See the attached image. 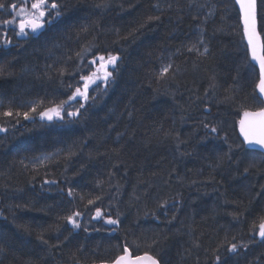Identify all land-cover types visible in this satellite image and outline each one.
Segmentation results:
<instances>
[{"label": "trees", "instance_id": "16d2710c", "mask_svg": "<svg viewBox=\"0 0 264 264\" xmlns=\"http://www.w3.org/2000/svg\"><path fill=\"white\" fill-rule=\"evenodd\" d=\"M12 2L23 6V0ZM64 2L67 6L64 17L46 26L40 35L16 36L8 29L5 37L0 27V68L5 70L0 76V111L8 107L24 111L41 100L48 105L64 99L67 90L62 80L75 82L78 76L60 78L57 70L72 69L78 63L76 53L90 42L96 45L92 49L94 53L112 52L121 59L109 86L101 83L99 91L89 90L95 99L88 102L86 111L81 109V117H66L63 122L53 123L38 118L21 119L19 124L5 125L9 130L0 135V212L7 219L0 216V246L5 247L6 254L0 256V264H25L27 260L32 264H73L71 257L81 245L85 251L78 255L87 264H100L101 260L122 254L117 245L125 243L133 256L143 255L153 238H158L160 243L151 251L158 252L163 264H214L213 252L221 242L227 243L225 237L231 241L236 236L232 242H247L251 221L264 210V193L260 190L264 173L232 179L236 175L233 169L239 166L242 170L252 160L264 167L258 152H249L245 147L236 152L230 167L213 172L209 166L228 150L224 134L234 147L238 143L237 126L242 113H237L236 108L252 93L255 84V77L247 69H242L238 82L232 79L236 68L244 62L242 27L236 7L231 5V0H214L217 14L209 19L206 33L211 55L205 58L183 51L185 45L195 40L196 22L187 10L166 14L162 22L124 40L120 37L127 36L154 14V0H112V7L103 10L93 7L100 0ZM168 15L172 16L171 20ZM3 18L10 17L0 12V19ZM4 39H10L11 44L4 47ZM178 48L183 54L173 56ZM169 58L179 66L178 83L159 79V70ZM213 77L218 88L212 97V116L208 119L219 125L220 138L209 137L201 142L204 130L199 127V121L205 118L202 102L192 101L197 94H203ZM230 88L237 103H216L223 100ZM181 107L188 110L183 121ZM0 123L4 120L0 119ZM173 129L182 137L191 138L188 149L191 156L180 157L171 139L165 138V132ZM117 132L126 135L117 141ZM74 146H82V150L78 147V154L65 161L64 155ZM117 146L122 148L121 158L126 166L115 170L114 182L118 180L122 187L117 194L106 184L104 200L106 204L111 200L113 213L120 211L118 231L109 234L103 229L110 226L89 222L86 215L83 224L89 228L90 235L82 230L69 235L70 226L65 225L57 240V234L48 230L70 208L66 196L58 189L72 185L78 194L86 197L99 193L101 190L94 182L97 178L106 179L115 158L89 161L88 156L110 153ZM54 153L53 159L44 165L37 160L52 157ZM78 171L80 174L75 175ZM170 173H174L172 179ZM177 175L182 183L177 182ZM210 175L215 176L216 182L200 183L210 179ZM46 179L57 180L58 184H44ZM194 180L196 184H192ZM134 189L139 199L133 197ZM177 192L181 193L177 201L169 199ZM159 199H169L166 208L156 209ZM74 204L82 207L79 200ZM24 205H29L31 211L22 210ZM237 206L240 211L250 209L239 222L227 215ZM153 209L157 218L151 215ZM173 216L175 219L168 223ZM18 225L29 227L32 236L18 232ZM93 225L102 230L93 231ZM41 231L50 243H59L65 237L67 240L61 248H52L49 255L35 240ZM194 240L199 247L193 246ZM261 252L264 247L259 243L238 257L221 249L226 264H264Z\"/></svg>", "mask_w": 264, "mask_h": 264}, {"label": "snow or ice", "instance_id": "6c2138e0", "mask_svg": "<svg viewBox=\"0 0 264 264\" xmlns=\"http://www.w3.org/2000/svg\"><path fill=\"white\" fill-rule=\"evenodd\" d=\"M231 5L237 7L239 13V19L242 22V29L240 32L241 43L244 46V62L242 66H238L235 70V74L232 79L234 82H238L241 78L242 69H247L248 72L255 77V84L252 93L246 96L243 101L239 103V107L236 108L237 113H242L241 118L238 120L239 126V136L242 139L238 140L235 147L229 142L227 134H224L223 140L227 144L228 150L222 156L216 158L212 165L213 172L217 169H224L225 166H231L235 154L238 150L245 148L252 153H257L260 155L262 161H264V0H231ZM66 4L64 0H23V6L12 0H0V12L8 13V17L0 19V27L4 29L3 35L7 37L8 29H11L16 36L28 37L30 35L41 33L46 26L53 24L54 21H59L66 14ZM96 9H108L112 7V0H100L99 3H94L93 5ZM123 8V5H120ZM154 9V14L146 17L137 28L131 30L127 36H122L120 39L127 40L130 37L134 38L141 29L148 27L149 25H155L163 21V17L166 14L172 12L183 13L185 10L188 11L191 20L195 21V40L188 45L184 46L183 51L188 53H194L198 57H205L211 55L209 48V42L206 40L207 25L209 19L217 14L218 5L214 0H154L152 4ZM168 19L171 20L172 16L168 15ZM180 20L183 19L182 16L179 17ZM223 20V16H221ZM87 31V29H84ZM219 31V30H217ZM217 34L216 31L213 32V36ZM119 36V33H117ZM11 44L10 39L3 40V46L7 47ZM96 45L91 42L86 45L81 51L76 53V59L78 63L74 64L72 69L60 68L57 70V76L62 78L64 76L75 77L78 79L75 82L63 81L66 85L67 95L64 99L58 102H50L48 105L44 104L41 100L39 103L31 104L27 110L24 111H14L11 107L0 111V119L4 120V123H0V132H8V127L6 124L13 123L19 124L21 119L24 121H35L37 118L40 121H47L48 123H53L55 121H65V118H79L83 115L81 109L87 110L86 105L90 100H94L95 96H90L89 90L99 91L100 84L102 83L105 87L109 86L114 80L113 73L118 67V61L121 57L119 54H113L112 52H106L105 54H97L92 51ZM183 51L177 49L175 55H182ZM91 56V59H87ZM71 59V57L69 58ZM179 71V66L175 64L171 58L164 62L159 70V79L164 83H178L176 80V75ZM5 70L0 68V76L4 75ZM51 78V77H49ZM99 82V83H98ZM95 86V88H93ZM218 85L216 83L215 77H213L208 86L204 88L203 94H197L195 100L192 101L194 104L197 100L202 102V114L205 116L204 119L199 121V127L204 130V137L201 140L211 138H220L219 133L221 131L219 125L214 124L208 117L212 116V97L215 96ZM154 91H159V89H154ZM227 95L224 96L223 100L216 101V103H230L236 104V94L230 88L227 89ZM173 94V98H174ZM188 110L181 107V121L185 120L184 113ZM131 116V113H129ZM199 129H197L198 131ZM212 134H217L213 136ZM126 133L117 132L116 139L120 141L124 138ZM134 134L129 136L128 139L132 140ZM165 138L171 139L175 147L176 152L180 157L191 156L192 152L188 149L191 146L190 137H182L181 134L175 132V130H169L165 132ZM84 143H87L85 141ZM182 146H184L182 148ZM82 150V146H74L65 155V161H70L75 157L78 152L77 148ZM56 154L54 153L52 157L45 156L43 159L37 158L41 165H44L46 161H50ZM122 148L120 146L113 147L111 152L98 153L94 156L89 154L88 160H96L101 157H107L110 161L115 158V162L111 164V170L106 172V179L97 178L94 182L95 187L100 189L99 193L88 194L87 197L78 194L72 185H68L65 188H59L58 190L64 194L67 198V202L70 205L69 210L58 217V222L50 226L49 232H54L57 234V240H59V233L61 228L65 225H69L68 229L69 235L73 231L82 230L85 233H89V228L83 224L84 218L87 215L89 222L96 221L102 225H108L110 227L103 229L109 234L116 233L121 224L120 211L117 209L113 213L110 209L113 207L111 200L105 203L104 200V186L107 184L110 188H114L116 193H120L121 184L118 180L114 182L115 170L120 169L125 162L121 158ZM23 162V161H22ZM239 162L237 161V165ZM67 171V168H65ZM233 171L236 175L232 179L248 178L250 175L256 173H264V167L257 164L255 160H252L243 167L241 170L237 166ZM80 172H76L75 175H79ZM127 173H125L126 175ZM73 176V179L75 178ZM174 173L169 174V179H172ZM177 182L182 183V179L177 175ZM143 182V181H141ZM216 182L214 175H210V179L205 181H200V183H213ZM44 184H58L57 180H44ZM197 181H192V184H196ZM218 190V189H217ZM260 190L264 193V185L260 186ZM17 191H22L19 189ZM181 196V193L177 192L176 196H170L169 199L174 202ZM133 197L139 199L135 194V189L133 191ZM86 199V203H84ZM115 197H112L114 200ZM169 199H159L156 202V209H164L169 203ZM79 200L82 207L74 204V201ZM227 203V201H226ZM252 200L249 201V204ZM18 207H21L18 205ZM22 210L31 211L29 205L22 206ZM250 209L240 211L237 206L232 212L227 213L231 216L233 221L239 222ZM46 214V213H45ZM148 215V212L145 213ZM151 215L153 218H157V212L155 209L152 210ZM5 220L6 216L0 212ZM175 217L173 216L167 222L172 223ZM183 223V222H182ZM102 229L93 225V231L100 232ZM17 231L23 233L25 236L31 237L32 231L27 226H17ZM91 233H89L90 235ZM247 235L249 239L244 243H236V236L231 237V241H228V237H225V242L221 244L214 250V264H226L225 258L221 253L223 249L224 253L231 254L234 257L240 256L242 253H247L252 250V247L256 244H260L264 247V210L260 212L259 215L253 219L247 229ZM35 240L39 245L44 246L41 250L45 249L48 254L51 255L52 248H61L64 242L67 240L65 237L64 241L59 243H50L49 239L46 238V233L41 231L36 234ZM126 240V237H125ZM160 243L158 238H153L150 243H148V249L143 253V255L133 256L129 250V246L125 243L124 245H117L121 248V253L116 255L110 260H101L100 264H163V258L158 254V252L151 251L155 249ZM194 247H199L200 245L194 240ZM85 248L83 245L77 248L76 253L71 257L73 264H87V261L82 255L78 253H84ZM6 254V249L0 246V256ZM261 257H264V252L260 253ZM25 264H32L31 260L25 261Z\"/></svg>", "mask_w": 264, "mask_h": 264}, {"label": "water", "instance_id": "95a60500", "mask_svg": "<svg viewBox=\"0 0 264 264\" xmlns=\"http://www.w3.org/2000/svg\"><path fill=\"white\" fill-rule=\"evenodd\" d=\"M236 9H237V7H236ZM237 11H238V9H237ZM240 23H241V27H242V22L240 21ZM46 28V27H45ZM45 30V29H44ZM44 30L42 31V32H44ZM41 32V33H42ZM41 33H38V34H34V35H40ZM119 62V61H118ZM241 118V117H240ZM1 134H4V133H2V132H0V135ZM237 134H238V137H239V139H242V137H240L239 136V126H237ZM246 147V146H245Z\"/></svg>", "mask_w": 264, "mask_h": 264}, {"label": "rangeland", "instance_id": "374dc122", "mask_svg": "<svg viewBox=\"0 0 264 264\" xmlns=\"http://www.w3.org/2000/svg\"><path fill=\"white\" fill-rule=\"evenodd\" d=\"M99 83V82H98Z\"/></svg>", "mask_w": 264, "mask_h": 264}]
</instances>
